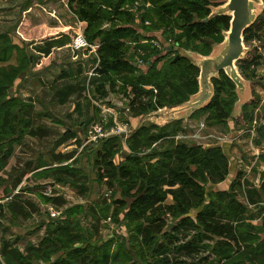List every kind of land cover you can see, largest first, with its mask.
<instances>
[{
    "label": "trees",
    "instance_id": "obj_1",
    "mask_svg": "<svg viewBox=\"0 0 264 264\" xmlns=\"http://www.w3.org/2000/svg\"><path fill=\"white\" fill-rule=\"evenodd\" d=\"M135 2L142 4L138 11H143L137 24L135 13L122 9ZM219 5L218 0H67L72 14L85 24L87 42L98 45L94 78L88 83L90 91L81 82L80 68L67 70L47 88V95L58 106L74 101V111H78L80 102L88 101L83 96L85 91L101 99L109 93L119 94L127 99L132 118L182 105L197 93L199 71L186 58L173 62L177 53H166L167 43L171 42L173 50L210 55L229 26L228 16L208 19L210 8ZM262 32L264 10L244 31L243 41H254ZM66 43L65 38L51 40L32 51L47 57L52 49ZM171 54L174 57L167 58ZM14 56L15 65L8 64ZM35 60L24 47L14 44L8 33H0V221L6 215L16 220L35 213L33 202L22 194L46 188H22L28 175L50 177L55 184L62 178L73 182L77 177L74 168L63 165L72 161L73 153H55L70 141L78 143L76 134L69 130L45 153L37 151L35 161H18L6 170L16 148L31 149L27 138L43 144L49 136L50 130L42 122L48 114L35 108L36 103L42 107L40 99L23 100L8 94ZM259 60L253 56L237 62L246 81ZM211 83L210 103L192 117L204 114L207 123L223 125L237 101L235 86L223 72ZM250 103L242 107L239 116L248 123L252 113L248 119L243 113ZM180 123L141 126L126 139L129 154L118 164L113 158L122 148L120 138L98 143L93 158L96 180L118 192L119 198L109 203L103 200L99 212H91L94 225L87 236L67 211L63 222L48 223L37 247L28 245L22 252L16 247L17 241L1 238L0 264H264V181L260 187H253L238 172L228 189L213 190L229 176V159L221 147L175 143L173 137L180 131ZM257 133L264 140L263 124L258 125ZM158 142L163 143L161 149L145 152ZM52 165L56 166L50 168ZM238 193L243 194L245 203L238 200ZM48 201L55 207L64 204L60 196ZM111 206V220L120 222L127 238L111 237L103 242L98 236L100 221L108 217ZM252 207L258 211V224H253ZM169 224L173 226L166 231ZM0 228L6 232L1 223Z\"/></svg>",
    "mask_w": 264,
    "mask_h": 264
},
{
    "label": "rangeland",
    "instance_id": "obj_2",
    "mask_svg": "<svg viewBox=\"0 0 264 264\" xmlns=\"http://www.w3.org/2000/svg\"><path fill=\"white\" fill-rule=\"evenodd\" d=\"M226 2L227 0H218L219 6H223ZM252 5L256 10L255 14L260 15L259 2L252 0ZM72 15L67 6V0H0V32H9L13 43L24 47L29 55L37 59L33 65L29 66L27 72L17 79L15 86L9 90L8 94L17 95L23 100L39 98L42 107L36 103L35 108L37 110L42 108L47 112L48 116L43 118L42 122L50 130L49 136L43 144L27 138L26 142L27 140L31 142V149L16 148L6 170H9L18 161L22 162L31 158L35 161L39 156L37 151L42 149L41 152L45 153L47 148L52 146L54 140L67 130L76 134L78 141V143L70 141L55 151V153L62 154L73 153L72 161L63 165L68 164L77 171L74 181L62 178L55 184V179L50 177L44 179L28 175L27 182H23L21 185L22 188L29 189L42 185L46 188L36 192L26 191L22 194L23 198L33 202L36 207L35 213H31L25 219L18 218L16 220L6 215L7 217L0 221L6 228V232H2L0 228V239L4 238L10 242L17 241L16 247L22 252L28 245L37 247L45 237L48 223L63 222L67 218V214H65L67 211L71 212L70 219L75 220L78 229L87 236L91 226L94 225L91 212L93 210L99 212V208L102 207L99 203L103 200H107L109 203L112 199L119 198L118 192L107 189L96 180L93 158L98 143L115 137L110 135L112 129L123 124L127 125L128 135L126 137L118 136L122 148L113 158L114 162L118 164L129 154L125 146L126 139L138 128L149 125L163 127L160 122L154 118H147V116L168 110V108H163L143 117L132 118L127 110V99L121 95L109 93L101 99L94 98L89 91L83 93L88 101L82 100L78 111H74L75 103L72 100L64 106H58L52 102L50 95H47V88L58 79L62 72L67 70L75 72L80 68L81 82L90 91L91 87L88 86V83L94 78L92 72L96 68L95 56L85 52L73 53L68 46L70 39L78 31ZM258 36V39L254 41H243L242 58L258 56L260 58L259 65L252 70L253 76L247 79L248 81L244 80L239 73L242 79L249 83L251 89L248 101L251 103L243 116L248 119L249 114L252 113V121L248 123L247 120L240 119L242 111L237 108L223 125L207 123L204 120V114L191 116L189 119L181 121L178 125L180 131L173 137L175 143L222 148L230 162V174L223 184L212 187L213 190L228 189L238 172H241L242 179H246L251 186L258 187L259 173L264 172V140L257 133L258 125H264V33L262 32ZM49 38L50 40L65 38L67 43L61 48L52 49L49 57L38 55L32 51V48L44 45L46 39ZM203 43L198 45L201 46ZM172 57H174L173 54L167 58ZM14 58L15 56L8 64L15 65ZM139 65L142 66L143 62ZM160 65L161 63L158 68ZM235 66L237 67V63ZM143 69H145L144 65ZM99 133H102V137H99L101 135ZM162 144V142H158L145 152L148 153L151 149L159 150L163 147ZM55 166L52 165L50 168ZM83 182L84 184H82ZM45 190L46 192L50 190L52 194L47 196ZM55 196L63 198L64 204L61 207H55L49 203L48 198ZM262 197L264 198V191ZM237 198L240 202L245 203L242 193H238ZM262 200L261 205L264 206V199ZM112 210L113 207H109L108 217H102L100 221L98 236L103 242L111 237L120 240L126 236L125 229L120 222L113 223L111 220ZM51 213H55L56 216L52 217ZM251 213L255 216L253 224H258V211L256 212L252 207Z\"/></svg>",
    "mask_w": 264,
    "mask_h": 264
},
{
    "label": "water",
    "instance_id": "obj_3",
    "mask_svg": "<svg viewBox=\"0 0 264 264\" xmlns=\"http://www.w3.org/2000/svg\"><path fill=\"white\" fill-rule=\"evenodd\" d=\"M261 7V13L264 10V0H257ZM255 8L252 5V0H227L223 6L210 8V15L208 19L216 16H228L229 26L228 30L223 33V41L213 47L210 55L201 56L193 54L180 48L174 50L167 46L166 53L175 51L177 55L173 62L177 61L179 57L186 58L195 68L198 69L197 77L198 91L192 95L189 100L182 105L171 108L165 111L151 114L148 117L154 118L165 126L171 122L182 121L189 119L195 112L206 107L213 97L212 78H217L220 72H223L227 78L235 86V93L237 101L233 107L235 109H242V107L249 101L251 96V89L249 83L245 82L236 69L235 64L243 58V33L256 20L259 14H255ZM106 30L108 27L105 28ZM137 67V64H133ZM264 179V172L259 173L258 187L262 184ZM261 208L259 209V211ZM173 225L169 224L166 231L170 230Z\"/></svg>",
    "mask_w": 264,
    "mask_h": 264
},
{
    "label": "built area",
    "instance_id": "obj_4",
    "mask_svg": "<svg viewBox=\"0 0 264 264\" xmlns=\"http://www.w3.org/2000/svg\"><path fill=\"white\" fill-rule=\"evenodd\" d=\"M142 6L141 3L139 2H135L133 5H126L124 6V8L126 11L128 12H132L135 13V23H139V14H141L142 12L138 11L140 9V7ZM146 7H148V5H146ZM145 25H148V23H145ZM83 31L84 28L82 29H78L77 33H75L72 38L70 39L69 42V48L73 53H78V52H82V53H90L92 55L95 56V58H97L96 56V50L98 48L97 43H93L90 44L87 42V40L85 39L84 35H83ZM171 42L168 41L167 46H169ZM153 46L156 47L158 50H162V48L159 46L158 43L156 42H152ZM166 46V47H167ZM139 55L142 56L143 52L138 51ZM139 64H142V60L141 59H137ZM159 111V110H158ZM127 125L123 124L120 127H116L114 129L111 130L110 135L118 137V136H122V137H126L128 135V128H126ZM101 135H99V137H102V133H99ZM45 194L47 196H49V194H52V192L50 190H45ZM52 217H55L56 214L55 213H51Z\"/></svg>",
    "mask_w": 264,
    "mask_h": 264
},
{
    "label": "crops",
    "instance_id": "obj_5",
    "mask_svg": "<svg viewBox=\"0 0 264 264\" xmlns=\"http://www.w3.org/2000/svg\"><path fill=\"white\" fill-rule=\"evenodd\" d=\"M73 16V18L75 19V22H76V26H77V29H82V28H85V24L83 23V22H79L77 19H76V17L74 16V15H72ZM8 29H10V28H8ZM7 29V30H8ZM0 33H8V35L10 36V33L9 32H0ZM60 36H62V35H60ZM59 36V37H60ZM11 37V36H10ZM12 39V38H11ZM51 40H57V38H54V39H51ZM50 40V38L49 39H46V42H48V41H51ZM45 43V42H44ZM15 44V43H14ZM55 49V48H54ZM47 57H49V55L47 56Z\"/></svg>",
    "mask_w": 264,
    "mask_h": 264
}]
</instances>
